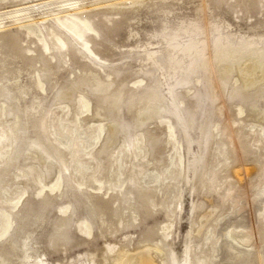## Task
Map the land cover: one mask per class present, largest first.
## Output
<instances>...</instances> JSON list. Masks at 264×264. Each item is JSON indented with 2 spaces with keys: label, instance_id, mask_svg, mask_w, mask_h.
Masks as SVG:
<instances>
[{
  "label": "rangeland",
  "instance_id": "1",
  "mask_svg": "<svg viewBox=\"0 0 264 264\" xmlns=\"http://www.w3.org/2000/svg\"><path fill=\"white\" fill-rule=\"evenodd\" d=\"M144 1L131 8L132 0L125 5L114 0H0V143L5 144L0 149V245L13 235L20 238L22 227L31 232L30 248L47 249L44 264H90V257L104 264L108 246L128 248L134 255L150 248L156 264H168L166 252L173 247L184 252L191 227L194 231L201 226L199 234L192 232V264H199L197 257H206L203 264H264V81L234 94L243 84L240 67L250 68L259 58L235 65L224 87L214 60L220 38L221 47L246 40L257 45L252 38L258 32L264 46V0ZM72 3L85 7L75 18L60 11ZM165 26L183 46L196 43L202 50L204 58L194 73L187 68L194 53L179 67H167L171 49L162 34H155ZM150 53L155 60L148 61ZM114 69L121 71L120 78ZM87 71L114 84L113 89L127 87L117 118L123 130L104 156L98 149L115 123L114 115L104 121L96 115L101 101L97 93L81 87L73 103L58 99L61 90L85 78ZM137 81L143 82L140 88L134 85ZM150 85L163 89L172 106L175 99L184 100L186 122L193 113L194 127L187 135L194 140V154H187L189 160L202 154L204 175L195 191L186 189L181 211L182 186L187 176L193 178L185 173L184 134L175 129L172 137L168 132L157 146L161 152L151 155L145 134L161 133L158 119L138 127L128 112L129 93ZM197 90L194 105L191 94ZM163 118L171 122L168 114ZM34 144L43 146L54 161L45 154L40 162ZM137 148L141 151L136 153ZM41 202L45 209L38 217L31 209H39ZM135 206L141 214L151 211L146 220L100 230L95 215L100 207L129 219ZM211 209L215 213L209 217ZM70 211V236L88 241H76L70 248L57 243L59 249L53 251L55 221ZM200 215L205 217L201 223ZM107 218L112 224L113 217ZM83 219L91 228L89 235L79 230ZM164 226L173 231L169 241L160 233L151 242L141 239Z\"/></svg>",
  "mask_w": 264,
  "mask_h": 264
},
{
  "label": "bare ground",
  "instance_id": "2",
  "mask_svg": "<svg viewBox=\"0 0 264 264\" xmlns=\"http://www.w3.org/2000/svg\"><path fill=\"white\" fill-rule=\"evenodd\" d=\"M114 1L116 2L119 1V3H123L126 0H114ZM132 2H133V5L131 4L132 5L131 8L141 7L145 3V1L143 2V0H134V1L132 0ZM119 7L120 5L118 6V8ZM83 8L85 7H80L72 3L67 9L60 10V11L67 14V16H73V18H75V15L81 12V10L83 11ZM163 13H166V11L164 10ZM185 32L189 33V29L187 28ZM155 34H158V35L162 34V36L164 37L165 43L169 45V48L171 49L168 53L169 54V60H167L169 63V66H167L168 68L173 67V66L179 67L181 63L184 61L185 57L190 56L191 58V53H194L195 54L194 57L191 59L188 67L187 66L186 67L189 69L190 73H194L196 71V68L199 66V61L202 58H204V55L202 54L203 53L202 50H198L196 43H190L188 45L183 46L180 42L177 41V36L173 35L170 32V29L168 26L163 27L160 31H157ZM261 36L263 37V35L258 32H256L255 35H253L252 39L256 41L258 40L257 45L245 44L246 42H248V40H246L236 45L232 44L234 45V47L232 48V45L221 47L220 44H223L221 41V38L215 42L216 50L214 51V57H215L214 60H215V64L216 63L218 64V70H217L218 77L220 78V82L222 83L223 87L225 86L226 80H229L233 72L232 71L233 67L235 65L241 64L242 62L246 61V59L259 58L256 61V63L252 65L250 68L243 70L240 67L243 84L240 85V88L235 89L234 94H238V93L240 94L242 91L250 87L251 88L257 87L256 86L257 83L255 84L254 81H258L260 79L264 81V46H261V43H262L260 41L262 38ZM221 37L225 38L227 42H230L229 40L230 38L228 36L221 35ZM178 53H181V55L178 56ZM147 59L148 61L155 60V55L150 53L147 55ZM104 60H107V59H104ZM219 63H223V64L219 65ZM153 65L161 69V67L156 65V63ZM120 72L121 71L119 69H114L113 74L116 76V79L120 78L121 76ZM258 73L261 74V76H258ZM84 75H86V77L85 78L82 77L81 80H79L75 85L71 86L70 88H65L61 90L60 93L58 94V99L61 100V103L66 102V101L73 103L76 100L75 93L76 91L80 90L81 87H86L97 93V96L100 97L101 101L97 103L96 105V115H101L103 121L111 116L113 117L114 115V119H112V122L115 123L113 125H110V130L106 133L104 140L102 142V145L98 149V154L100 156H104L105 153L109 152L116 145L118 136L123 130V126L121 125V122L117 118L120 115V112H121L120 107L124 100V97L127 96V93H126L127 87L124 86L121 88V85H119L116 89H113L114 84H107L105 81H102L100 76L96 72H93V71H87ZM41 78H44L42 79V82L46 80L45 75H42ZM142 83H143L142 81H139V82L137 81V82H134V85L137 87L138 84L142 85ZM137 88H140V86H138ZM168 89H169L168 92H169L170 97L174 98L172 89L171 88H168ZM100 91H105L107 93L111 92L110 98L108 99V97L107 98L105 97L107 93L100 92ZM198 92L199 91L197 90L193 94H191V97H193L195 100L194 105H197L198 103L197 101ZM128 98H129L128 112L129 114H131L132 118L135 119V121H138L139 123L138 127L151 124L150 122L156 119H158L159 121L158 128L161 131V133L153 134L152 131L149 130L145 134V143L147 144L149 148L148 152L151 155L159 154L161 152V149L157 150V146L160 142H162L163 139L167 137L168 132H169L168 134L171 135L172 137H175V134H176L174 131L175 129L177 130V132H182L184 134V136H182V140L186 146V153H185L184 158L187 161V165L185 167V173L191 172L193 174L192 176L193 178L189 179V177L187 176L186 181L182 186V194H181L182 198L178 203V209L181 211L183 209L182 205L184 204L182 203V199H183V195L186 192V189L188 188V186H190L191 190L195 191L197 188V185L199 184L198 180L200 179L202 175H204L202 154L198 152L197 155L191 158V160L188 159V154L190 155L194 154L192 151V145L194 143V140L189 139V136L187 135L189 128L192 129L194 127L193 113L192 111L189 112V115L192 118H189L188 121L186 122L183 116L184 109H181L182 102H184V100L179 99V103H178L176 102V99H175L173 106L170 105L163 89L155 85L154 86L150 85L142 89H136L134 90V93H129ZM187 110L189 111V108H187ZM80 111H82V109ZM163 114H168L170 116L171 122L169 120H165L163 118ZM171 117L175 118V122H173ZM165 126H167L168 128L167 130H163L162 128H160V127H165ZM100 136L102 137V130L99 134V137ZM2 143H3L2 145L0 143V149L3 150L5 148L4 140L2 141ZM32 149L34 150L33 152L35 154H39V156L41 157L40 162H45L43 158L45 154L47 155V153L44 147L39 144H34ZM140 151H141L140 148H137L136 150H134V152L136 153ZM47 156H48L47 158L48 160L50 159L52 162L54 161L52 157H50L49 155ZM67 162H68L66 164L67 169L70 170L69 160H67ZM83 177L84 179H86L85 175ZM59 182H61V180ZM139 197L140 199H143V193L139 192ZM44 206H45L44 202H41V206L39 209H38L39 207L38 205L37 207H34L31 210L33 212H37V216L41 217L42 212L45 209ZM110 210L114 211L112 209ZM111 211L106 212L104 207H100L99 212L97 214L95 213V215H97L100 220L99 221L100 230H104L108 228V226L109 228L112 227L113 229L123 228L126 224H128V222L134 223V226H135L139 223V221L143 222L144 220H146L147 217L149 216L148 214L151 212L150 210H147V213L144 212V214H141L140 210L136 207V209H134V212L132 211L131 213H129L131 215V216L130 215L128 216L129 219H126V218H121L119 216H116L115 213ZM73 212L74 211H70V212H67L65 215H60L58 216V219L55 221V230H57L58 233L55 235L56 237L51 236L52 237L51 242H53V246L51 243V248H50L51 250L53 251L58 250L59 248L57 246V243H61V242L64 243V246L68 245L67 247H69V245L76 244V241H77V244H80L79 240L85 243L88 241V239H85L84 237H80V236L71 237L70 236L72 235L70 230H71L72 220L74 217ZM214 213H215V210L211 209L209 213V217H211ZM92 214H94V212H92ZM107 216H109V220L110 218L113 217L112 224L107 223V219H108ZM24 217L25 216H23V218ZM204 218L205 217L203 215H200L198 221H200L201 223L202 221H204ZM37 220H40V218ZM84 220L85 219L81 221L82 227L79 230L81 233H84L85 235H89L88 231H90L91 228ZM190 220H192V218H190ZM196 223L198 222L196 221ZM20 229L23 233V235L20 238H18L16 235H13L7 242L0 245V264H14L13 262L14 259H17V262H19L20 264H44L42 261L43 260L42 257L44 255L46 256V253L48 252L47 249L45 248L44 250L40 251L38 250V248L36 249L30 248V240L32 236L31 232L30 231L23 232L22 227ZM201 230H202L201 226H199L194 231L192 230V227H191L190 229L191 234H189L187 238L185 239L186 246H185L184 252H181L175 249L174 247L166 252L167 254L166 258L169 260L168 264H192L193 263L192 259L190 258L192 232L193 234L197 235L201 232ZM111 232L112 230L109 229L108 234H111ZM158 233L162 234V240L164 242L169 241L171 237L173 236V231L167 228V226H164L163 229H160V230L158 229L157 233L155 231L145 232L143 236H141V239L151 242V240L155 238L158 235ZM235 240H238V238H235ZM239 241L246 245V240L244 241L243 239H239ZM116 248L117 246H113V248H109L108 246L106 248V251L108 252V257L104 259V264H156L154 260V256L150 248H147L145 251L140 252L139 255L138 254L134 255V253L131 254L130 252H128V248H120L118 251H116ZM64 251L66 250L64 249ZM115 253L117 256L113 258L114 257L113 254ZM90 260H91L90 264H96V260L94 257L92 258L90 257ZM204 260H206V257H197V262L199 264H203ZM67 264H77V263L72 260V262H69ZM164 264H167V263L164 261Z\"/></svg>",
  "mask_w": 264,
  "mask_h": 264
}]
</instances>
